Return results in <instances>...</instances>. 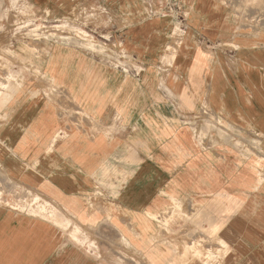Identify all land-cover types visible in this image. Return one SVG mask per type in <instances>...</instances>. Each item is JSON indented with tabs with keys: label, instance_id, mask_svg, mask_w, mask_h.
Instances as JSON below:
<instances>
[{
	"label": "crops",
	"instance_id": "1",
	"mask_svg": "<svg viewBox=\"0 0 264 264\" xmlns=\"http://www.w3.org/2000/svg\"><path fill=\"white\" fill-rule=\"evenodd\" d=\"M28 1L135 72L73 46L0 61V264H264V0Z\"/></svg>",
	"mask_w": 264,
	"mask_h": 264
},
{
	"label": "rangeland",
	"instance_id": "2",
	"mask_svg": "<svg viewBox=\"0 0 264 264\" xmlns=\"http://www.w3.org/2000/svg\"><path fill=\"white\" fill-rule=\"evenodd\" d=\"M1 1V0H0ZM0 7V35L8 36V45L10 50L7 54L0 53V61L3 57H9L11 64L19 67L24 62H29L30 58L25 59L24 50L37 51L38 48L51 46H73L80 50L94 53L102 60L106 61L111 67L120 69L124 73H134L135 70L130 65V57L125 51L117 49L112 41L110 33H103L93 29L90 30V23L84 20L82 14H75V18L52 19L45 12L36 10L28 0H4ZM30 45V46H29ZM2 49V48H1ZM10 52V53H9ZM22 54V55H20ZM29 54V53H27ZM11 65V66H12ZM16 67L11 69V77L19 78L20 69ZM3 90L4 86H0ZM47 91H49L47 89ZM204 124L208 126L227 128L228 124L225 119H214L211 123L210 119H203ZM208 130H211L208 127ZM221 136V135H220ZM225 137V134H222ZM243 137V135H241ZM244 139L246 137H243ZM242 140L237 139V143L242 145ZM259 140L255 139L252 147H246L247 150L254 155V163L259 164L261 157H257ZM256 147V148H255ZM255 148V150H254ZM252 158V157H251ZM261 158V159H260ZM260 159V160H258ZM47 203H44L43 218L50 219L45 212ZM63 214H59L62 219ZM165 214L159 215L160 221ZM66 218V217H65ZM158 219V216H156ZM60 221V220H59ZM75 221L79 220L75 217ZM82 234V230L77 231L76 236ZM79 237H81L79 235ZM94 243V242H93ZM96 243V242H95ZM166 244V242H164ZM96 246V247H94ZM92 248H98L95 244ZM198 255V251L195 252ZM141 261V260H140ZM145 264L142 260L139 264Z\"/></svg>",
	"mask_w": 264,
	"mask_h": 264
},
{
	"label": "bare ground",
	"instance_id": "3",
	"mask_svg": "<svg viewBox=\"0 0 264 264\" xmlns=\"http://www.w3.org/2000/svg\"><path fill=\"white\" fill-rule=\"evenodd\" d=\"M30 46V45H29ZM0 79H1V77H0ZM3 82V81H2ZM1 90V89H0ZM3 97V96H2ZM198 255H199V253H198ZM186 256V255H185ZM211 258V257H210ZM185 259V258H184ZM188 259V258H187Z\"/></svg>",
	"mask_w": 264,
	"mask_h": 264
}]
</instances>
